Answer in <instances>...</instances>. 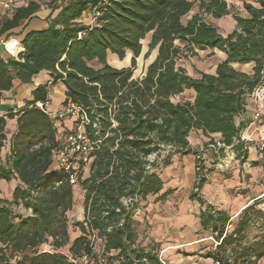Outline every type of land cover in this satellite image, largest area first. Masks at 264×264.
Returning <instances> with one entry per match:
<instances>
[{"label":"trees","instance_id":"1","mask_svg":"<svg viewBox=\"0 0 264 264\" xmlns=\"http://www.w3.org/2000/svg\"><path fill=\"white\" fill-rule=\"evenodd\" d=\"M97 3L49 0L48 7L58 13L47 29L28 32L20 40L24 51L18 61L0 58V96L11 89L14 79L29 84L34 76L49 72L54 82L61 80L65 103H75L86 115V135L101 141L88 177L80 182L84 221L77 227L81 236L68 245L66 214L73 206L74 190L54 169L52 151L59 146L56 129L35 107L45 100L46 86L37 87L22 110L7 115L16 117V132L9 141V154L0 162V181L18 184L11 202L0 200V264H73L69 256L90 254L86 233L91 231L103 243L104 254L116 253L109 259L118 264H160L152 250L135 245L132 216L137 206L126 209L121 204L129 197L144 201L162 190L154 171L161 161L146 172V158L166 154L165 168L174 155H193L199 157L195 160L198 167L203 160L188 140L195 132L208 139V145H223L220 152L228 148L236 155L241 152L238 139L248 121L243 117L247 98L264 84V0L243 4L246 17L234 16L235 28L226 36L203 17L229 16L224 0H201L199 13L186 23L183 19L194 6L190 0H107L98 6L94 26L78 22ZM39 9V4L29 2L11 18L0 15V37L30 21ZM145 39L148 52L157 54L144 76L134 79L135 60ZM204 50H217L225 59L214 74L192 78L177 62L181 56ZM126 52L132 53L130 67L117 70L107 65V54L121 61ZM93 61L101 68L94 69ZM235 66H250L251 71H237ZM184 92L191 93V101L174 102ZM4 125L0 118V153ZM205 183L200 178L194 189ZM190 199L202 208L201 229L218 244L206 258L221 264H256L264 257V197L239 213L231 232L226 212L208 205L198 194L191 193ZM12 205L30 215L14 217ZM255 219L260 221L262 234L258 241L242 247L244 232ZM48 238L53 240L52 250L39 251Z\"/></svg>","mask_w":264,"mask_h":264},{"label":"rangeland","instance_id":"2","mask_svg":"<svg viewBox=\"0 0 264 264\" xmlns=\"http://www.w3.org/2000/svg\"><path fill=\"white\" fill-rule=\"evenodd\" d=\"M190 1L194 4L192 11L198 12V6L201 0ZM33 2H36L41 7L48 6L49 0H33ZM227 3L230 9V15L224 18V21L221 22L220 27L218 28V32L223 36L228 35L231 31V24L234 22V16L246 17L243 10V4L254 5L255 0H227ZM210 20V18H207L206 22L208 23ZM185 21L186 19L183 20V22ZM147 43L148 39L141 42V53L135 60L136 66L133 72L134 79L142 77L146 68L154 60L156 51L153 50L148 52ZM131 58L132 53L126 52L124 60L118 61H120L119 63H123L126 59H128L126 64L128 68L130 67ZM224 59V54L217 50H204L196 51V55L193 56H181L177 64L187 73V75L197 79L200 77V74H214L217 65ZM96 64V61L95 63H90V65ZM234 68L237 71L245 72L247 74L251 71L250 66H235ZM178 99L191 101L192 96L190 92H184L183 95L174 99V102H177ZM263 110L264 84L257 88L247 98L246 114L243 117L249 121H247V125L241 133L247 129L249 139L244 142L239 141L241 149L239 155H236L230 148L222 152L213 150L208 145L209 141L205 138L203 139L199 133L195 132V134L191 136V141L194 143L196 152L204 162H199L198 167H195L196 159L192 155L190 158L186 159L172 156L171 165L167 168H162V162L166 154H161V162L157 165V169L154 170L156 173H161L164 182L167 181V184L175 189V196L177 199L182 197L185 198L187 196L189 197L191 193L198 194L203 201H210L215 204L217 208L219 207L223 209V211L230 216L232 225L229 226L228 232H231L234 229L239 215L234 213L237 209H239V205L243 204L242 202L247 200V203L245 204L246 206L244 207L246 208L254 201L264 197V127L261 125L259 120L252 119L256 112L261 113ZM163 174H166V177H164ZM217 175L220 177H217ZM188 176H192L191 181H189ZM200 178H205L206 183L201 189H194L195 183H197ZM73 190L74 196H76L77 193L81 191V188L74 187ZM7 198L8 202L12 201V196ZM0 200H6V198L0 197ZM77 203L78 201L76 199L75 201L73 200V206L66 214L67 232L69 233L68 245L71 243L74 236H81L80 229L77 227V224L81 223L82 219L79 218L76 213L78 209ZM258 208L262 209L263 206L259 205ZM10 210L14 217H18L20 215H30V212L24 211L20 206L12 205L10 206ZM261 234L260 221L255 219L244 232L242 247L258 241ZM200 235L202 238L204 237L205 244L211 248L212 252L216 247L215 240H213L212 237L207 236V233L201 232ZM86 239L92 242L94 248L93 251L90 252L89 257L91 264H118V261L109 259L110 257L115 256L116 253L107 255L101 251L103 243H101L99 239L92 240L89 233H86ZM52 242L53 240L48 238L47 243L41 245L38 250L50 252L52 249ZM27 254H30V252H27ZM227 257L229 262H233L229 251L227 252ZM14 262L15 260H12V263ZM256 264H264V257Z\"/></svg>","mask_w":264,"mask_h":264},{"label":"crops","instance_id":"3","mask_svg":"<svg viewBox=\"0 0 264 264\" xmlns=\"http://www.w3.org/2000/svg\"><path fill=\"white\" fill-rule=\"evenodd\" d=\"M22 1L23 5L18 6V8L25 7L28 4L27 2H33V0ZM224 1L228 5L227 0ZM57 13L58 11L52 12L48 6H41L39 11L33 15L30 21L27 23L25 22L20 27L2 35L0 37V58L4 61L9 59L3 54L2 44L4 42H7L10 39H17L20 42V40L28 32L42 31L47 29L50 21L57 15ZM198 13L199 11H191L186 17H184V19H186L184 23H186L192 16ZM1 16L5 18L12 17L10 14H3ZM203 17L205 21L207 18H210L211 20L208 23L219 28L221 22L224 21V18L228 16L219 20H214L209 16L206 17V15H203ZM78 22L84 26H90L89 12H83ZM231 27L232 29L229 33L234 30L235 22L231 24ZM116 58L117 57L114 55L107 54V65L117 70L127 68L126 64L128 59H126L123 63H119L120 61H118ZM90 63H95V61ZM91 66L96 70L101 68V66L98 64ZM144 73L142 77L144 76ZM50 79H52V76L49 72L39 73L32 78L31 83L29 84H23L19 80L14 79L12 81L11 89L7 92H2L0 96V118H3L5 121V142L0 153V162L4 161L5 157L9 154V141L16 132V117L9 119L7 118V115L16 114L18 111L22 110L26 102L32 101V92L39 86H46V83ZM48 92L50 94L49 111L55 112L65 102V88L61 83H56L53 85V87L48 89ZM64 124L71 126V123L68 121H66ZM194 134L195 133H191L188 140L192 149L195 150L194 143L191 141V136ZM206 140L208 141V139ZM175 156L182 159L191 157V155L185 157H181L180 155H174V157ZM157 174L163 183L162 190L157 195L148 196L144 201H139L138 208L133 212L132 220L135 224L134 228L137 236L135 243L136 247L146 251L152 250L156 256L161 257L165 264H213V259L206 258V254L211 252V248L205 244L204 237L202 238L200 235L201 232H204L201 229L199 222V214L202 208L196 201L194 202L190 199V195L189 197L187 196L185 198L182 197L177 199L175 196V189L168 185L167 181L164 182L161 173ZM163 176L166 177V174H163ZM188 177L189 181H191L192 176ZM217 177L220 176L217 175ZM17 184L18 182L16 180H12L10 183L0 181V197L6 198V200L8 199L7 197L10 198ZM75 199L78 201V209L76 213L79 218L83 220L84 192L82 190L79 191L77 195L74 196L73 200L75 201ZM205 202L208 205L217 208V206H215V204L211 203L210 201ZM244 202H242L244 205L240 204L239 209H237L234 214L238 215L244 209L247 200ZM217 209L223 211V209L219 207ZM207 236H209L208 233ZM76 238L77 236H74L73 240H71V243Z\"/></svg>","mask_w":264,"mask_h":264},{"label":"built area","instance_id":"4","mask_svg":"<svg viewBox=\"0 0 264 264\" xmlns=\"http://www.w3.org/2000/svg\"><path fill=\"white\" fill-rule=\"evenodd\" d=\"M97 6H89L86 10L90 14V27L95 25L96 19L99 16L97 12L98 6L105 4L107 0H96ZM23 5L22 0H0V14L13 15L18 6ZM85 11V12H86ZM3 54L6 58L18 61L19 55L24 51L19 40L10 39L3 44ZM61 81V80H60ZM50 79L46 83L47 95L44 101L35 104V107L45 113L52 121L56 129V140L59 146L52 151V161L54 169L58 171L63 177L64 182L71 187H80V182L86 179L90 172V167L93 162V154L98 149L101 141H92L85 133L84 126L88 123L87 117L80 111V108L73 102H64L61 107L55 111L50 112V99L48 89L53 87L56 83ZM253 120H259L264 127V110L261 113H255L252 117ZM68 121L71 126L64 123ZM249 121V120H248ZM96 129V126L94 125ZM248 130L240 132L238 141H248ZM215 151H220L224 148L223 145L216 143L209 145ZM199 159V157H196ZM147 165L146 172H151V165L160 161L156 155H151L146 158ZM124 208L130 209L134 205L139 206V201L136 197H129L121 200ZM84 221V213L83 220ZM86 227V225H85ZM91 235L92 240H96V233L91 231L87 232ZM218 244L215 242V246ZM89 248L93 251V244L89 241ZM52 250V249H51ZM90 254H82L80 257H70L69 259L73 264H91ZM160 264H165L161 257H158ZM213 264H221V262L214 260Z\"/></svg>","mask_w":264,"mask_h":264},{"label":"water","instance_id":"5","mask_svg":"<svg viewBox=\"0 0 264 264\" xmlns=\"http://www.w3.org/2000/svg\"><path fill=\"white\" fill-rule=\"evenodd\" d=\"M156 57V56H155Z\"/></svg>","mask_w":264,"mask_h":264}]
</instances>
